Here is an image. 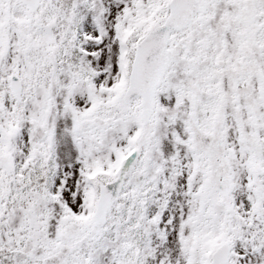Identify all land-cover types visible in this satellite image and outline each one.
Instances as JSON below:
<instances>
[{
  "label": "snow or ice",
  "instance_id": "6c2138e0",
  "mask_svg": "<svg viewBox=\"0 0 264 264\" xmlns=\"http://www.w3.org/2000/svg\"><path fill=\"white\" fill-rule=\"evenodd\" d=\"M0 264H264V0H0Z\"/></svg>",
  "mask_w": 264,
  "mask_h": 264
}]
</instances>
